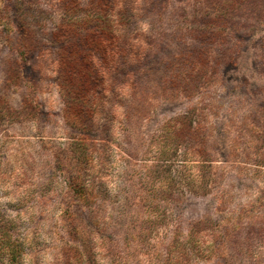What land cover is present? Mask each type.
<instances>
[{
    "label": "rangeland",
    "instance_id": "obj_1",
    "mask_svg": "<svg viewBox=\"0 0 264 264\" xmlns=\"http://www.w3.org/2000/svg\"><path fill=\"white\" fill-rule=\"evenodd\" d=\"M65 2L0 0V214L20 264H166L193 226L209 256L187 264H264V0H74L78 16L108 2L120 27L80 67L97 78L85 132L63 117L60 52L79 38L60 31ZM186 113L200 139L167 151L164 125ZM150 205L165 221L147 229Z\"/></svg>",
    "mask_w": 264,
    "mask_h": 264
},
{
    "label": "trees",
    "instance_id": "obj_2",
    "mask_svg": "<svg viewBox=\"0 0 264 264\" xmlns=\"http://www.w3.org/2000/svg\"><path fill=\"white\" fill-rule=\"evenodd\" d=\"M64 10L63 21L61 22V33H65V35L71 33L77 35L76 32H78L79 38L75 41V45L70 43L60 52V68L61 71L68 76L67 84L64 85L65 87H61L63 99H65L63 117L70 127L85 132L90 127L89 120L95 113L96 104L95 101L92 100V94H94L92 77L93 80L97 78H94L96 73L90 72V70L89 72H84L80 70V67L84 65L88 66V68L91 67L92 56L95 51L103 53L115 50L117 48L118 39L120 38V27L117 21L118 19L116 20V18H114V11L110 9L108 2L107 4L101 3L99 7H93L91 13L85 16L77 15V7L74 6V0H67ZM80 32L83 33L81 34ZM77 49L83 55V65L77 60V56H79ZM113 54L115 55L116 52ZM188 78L187 82L193 85V83L195 84V82L199 80L200 75L198 72L194 74L191 73L188 75ZM191 116L192 114L186 113L176 116L165 123L164 127H168V133L163 136L164 140L162 141V145L168 148L167 151H169V147H172L173 150H177L181 143V139L187 134L193 138L200 139L202 129L192 125L193 121ZM87 146L88 144L86 142H82L74 150L83 171L88 168V165H91V154L88 153L89 149ZM202 153L203 149L200 147L194 150V154H198L197 157H200ZM165 158H169V154L166 151L162 154V159ZM186 171H188V169L184 170L181 175L185 174ZM169 175V170H163L161 185L158 189H155L159 192L162 188L160 193L165 196L168 191L166 188L171 182ZM181 175L180 178L184 179L185 177ZM194 177H196L195 174L190 176V182L195 180ZM85 183L86 184H81L82 186L75 183L73 189L79 191L81 194V202L91 207L88 200L94 199L89 197V194L94 192V187L91 184H87V182ZM153 203H155V201H149V204ZM92 208L94 209V207ZM149 208H151L150 213L152 215L147 219V229L155 228L161 223L164 224V212L159 210L157 205H150ZM3 221L4 218L0 214V264H20V240L10 232L8 224ZM200 231L201 230L197 227L193 226L187 234V239H185V241L173 237L167 245L166 264H187L185 260L189 257L190 252L188 251H191L197 259H207L206 257L209 256L207 253L209 252H206L203 246L205 240L198 235Z\"/></svg>",
    "mask_w": 264,
    "mask_h": 264
}]
</instances>
